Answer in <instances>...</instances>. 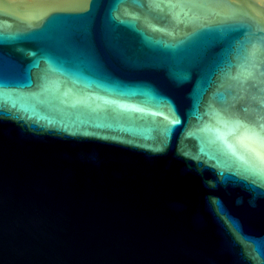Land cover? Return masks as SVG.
Returning <instances> with one entry per match:
<instances>
[{"label":"water","instance_id":"water-1","mask_svg":"<svg viewBox=\"0 0 264 264\" xmlns=\"http://www.w3.org/2000/svg\"><path fill=\"white\" fill-rule=\"evenodd\" d=\"M0 264H264V6L0 0Z\"/></svg>","mask_w":264,"mask_h":264},{"label":"bare ground","instance_id":"bare-ground-1","mask_svg":"<svg viewBox=\"0 0 264 264\" xmlns=\"http://www.w3.org/2000/svg\"><path fill=\"white\" fill-rule=\"evenodd\" d=\"M12 7L25 6L29 13L44 12L47 9L53 7H59L71 2L83 1V0H6ZM260 5L264 6V0H255Z\"/></svg>","mask_w":264,"mask_h":264}]
</instances>
